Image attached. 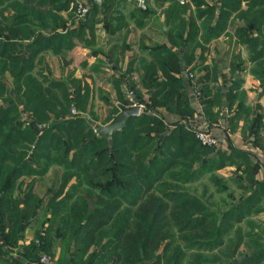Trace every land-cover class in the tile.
Listing matches in <instances>:
<instances>
[{
  "label": "trees",
  "instance_id": "1",
  "mask_svg": "<svg viewBox=\"0 0 264 264\" xmlns=\"http://www.w3.org/2000/svg\"><path fill=\"white\" fill-rule=\"evenodd\" d=\"M193 1L208 41L223 35L235 15H244V2L264 6V0H219L202 9L201 0ZM72 4L0 0V264H37L44 255L53 264H225L226 250L242 247L238 264H264V227L255 220L264 213V181L256 180L255 165L244 152L203 146L186 125L170 127L154 114L165 108L183 120L194 116L184 80L172 74L183 72L178 52L161 50L157 65L165 80L155 85L149 102L126 77L146 109L114 134L111 145L90 124L101 122L80 80L35 75L44 52L59 55L75 47V32H59ZM250 9L249 21L236 32L259 61L264 23ZM189 25L196 37V21ZM170 42L184 43L179 36ZM117 92L125 104L124 92ZM208 96L209 87H202L209 113ZM119 112L115 106L102 123ZM233 165L238 176L229 181L237 184L238 196L216 175ZM53 168V184L41 197L39 179ZM205 179L214 193L208 194L206 184L201 193L190 188ZM33 224L34 238L20 245Z\"/></svg>",
  "mask_w": 264,
  "mask_h": 264
},
{
  "label": "crops",
  "instance_id": "2",
  "mask_svg": "<svg viewBox=\"0 0 264 264\" xmlns=\"http://www.w3.org/2000/svg\"><path fill=\"white\" fill-rule=\"evenodd\" d=\"M82 1L90 7L94 18L90 15L78 19L74 1L71 10L62 14L67 23L59 32H75V47L59 55L44 52L35 75L50 78L54 75V80L72 75L82 82L83 89L89 90L94 112L97 113V108L108 107L109 116L115 106L122 104L118 101V89L127 99L123 105L134 104L127 78L143 95L144 101L149 102L155 85L165 80L157 65V60H163L161 50L178 52L183 72L172 74L184 80L194 116L183 120L165 108L156 112L170 127L185 123L190 128V123L196 121L219 139L218 150L227 154L233 150L244 152L255 165L256 180L264 181V58L252 60L245 44L247 38L236 32L249 21L251 14L245 16L249 7L250 11L254 7L252 15L264 23V15L259 12L264 6L244 2V15H235L223 35L208 41L203 21L197 19L198 5L193 0H187L185 4L180 0H145V8L140 6L141 0ZM216 4L219 0H201L199 3L202 9ZM178 10L184 13L177 14ZM192 19L199 29L196 37L189 25ZM257 35L254 32V36ZM169 36L173 40L179 36L183 45H172ZM184 58L190 59L191 63L186 64ZM72 59H80L77 66L72 67L69 61ZM56 74L60 75L56 77ZM122 79L123 84H120ZM204 86L209 87V113L200 98ZM108 116L100 120L101 125ZM235 170L233 165L220 172L232 178L236 176ZM35 228L33 224L26 230L25 240L20 241V245L28 244L34 238ZM10 252L16 256L17 249L11 248ZM58 255L59 252L55 259ZM37 264H42L41 259ZM49 264H53L52 258Z\"/></svg>",
  "mask_w": 264,
  "mask_h": 264
},
{
  "label": "rangeland",
  "instance_id": "3",
  "mask_svg": "<svg viewBox=\"0 0 264 264\" xmlns=\"http://www.w3.org/2000/svg\"><path fill=\"white\" fill-rule=\"evenodd\" d=\"M91 4V2H90ZM83 60V59H82ZM81 60V61H82ZM71 61V65L72 67H75L78 65L80 59H72V60H69ZM60 74H56V77H58ZM62 76V75H61ZM72 76V75H71ZM52 77L55 78V76L53 75ZM51 77V78H52ZM63 78H61L62 80ZM9 82H11V79L9 78L8 80ZM145 106V109H146V105L144 104ZM98 110V111H97ZM97 115L98 117L100 118V120H104V118L106 116H108V112H109V108L108 107H103V108H97ZM102 113L101 115L99 113ZM72 114L76 115L78 114V112L76 111V109H72ZM155 114H158L157 112H155ZM108 118V117H107ZM106 118V119H107ZM23 120H27L29 119L27 116H25V114L23 115ZM110 123V122H109ZM108 123V124H109ZM100 124V123H99ZM108 124H105V125H108ZM185 124V123H184ZM195 134V133H194ZM57 168H53L51 170V172L45 176L44 178H41L39 179L40 181L38 182L37 184V189H36V192L39 196L41 197H45V195L47 194V191L49 190V187L51 186V184H53V181H54V178H55V174H56V170ZM56 170V171H55ZM216 175H218L220 177V180L222 181V183L225 184V186H227L228 188V192H231V191H236V196H238V194H240V191L237 189L236 185L237 184H233L230 180V177L229 176H225L224 174H222L220 171L218 173H216ZM238 175L236 176H232V178H237ZM208 177H210V175H208ZM56 180V179H55ZM206 184L208 185V194H212L214 193V186L207 180H203L201 181L200 183L196 184L197 187H194V186H190L191 189H197V191H199V193L202 192L203 190V185ZM194 191V190H193ZM225 196V195H223ZM216 197V196H215ZM217 198V197H216ZM255 220H257L258 222L262 223L263 227H264V213L260 214ZM227 249V248H226ZM246 252V248L245 247H242L238 252L234 253L232 248H230L229 250H226V254H227V257H221V259L225 262V264H238L239 260H241L242 258V254ZM46 256V255H44ZM237 262V263H236Z\"/></svg>",
  "mask_w": 264,
  "mask_h": 264
},
{
  "label": "water",
  "instance_id": "4",
  "mask_svg": "<svg viewBox=\"0 0 264 264\" xmlns=\"http://www.w3.org/2000/svg\"><path fill=\"white\" fill-rule=\"evenodd\" d=\"M140 6L142 8H145V0L140 1ZM130 95L132 96L134 100V104L132 106H126L123 104H120L118 106L120 112L113 118V120L108 125H101L97 123L96 121H90V124L94 128V132L99 137H106L108 138L109 145L112 144V137L116 132L122 131L126 125V122L131 117H136L141 114L139 105L140 100L136 98L135 94L131 91ZM40 130H43V126H39ZM110 152H112L110 150ZM237 263V262H236Z\"/></svg>",
  "mask_w": 264,
  "mask_h": 264
},
{
  "label": "built area",
  "instance_id": "5",
  "mask_svg": "<svg viewBox=\"0 0 264 264\" xmlns=\"http://www.w3.org/2000/svg\"><path fill=\"white\" fill-rule=\"evenodd\" d=\"M77 5L76 16L78 19H86L90 13V7L85 4L82 0H74ZM182 4H185L187 0H180ZM190 78H193L192 74H189ZM140 112L145 110L144 104H140ZM189 128V127H188ZM190 129L195 133L198 141L206 147L216 148L219 146V139L209 130L203 129L196 121L190 123ZM42 264H49L50 258L48 256H42Z\"/></svg>",
  "mask_w": 264,
  "mask_h": 264
}]
</instances>
